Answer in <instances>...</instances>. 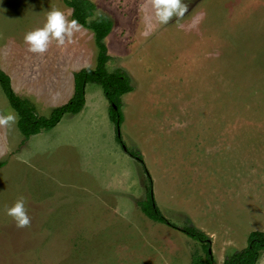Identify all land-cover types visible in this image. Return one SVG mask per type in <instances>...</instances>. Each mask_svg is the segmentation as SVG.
Wrapping results in <instances>:
<instances>
[{"label": "rangeland", "instance_id": "1", "mask_svg": "<svg viewBox=\"0 0 264 264\" xmlns=\"http://www.w3.org/2000/svg\"><path fill=\"white\" fill-rule=\"evenodd\" d=\"M90 1L112 22L106 68L132 86L120 96L122 141L140 152L163 215L211 235L221 264L250 231H264V0H184L185 15L167 24L155 20L150 0ZM60 4L70 10L62 0H0V68L11 85L18 59L41 55L23 34ZM84 32L95 57L93 32L82 26L71 43L53 40L45 52L84 45L88 54ZM14 83L41 96L32 80ZM85 98L82 114L26 139L16 122L0 127V264H190L199 242L140 211L143 168L110 136V117L102 121L100 86L87 84ZM52 107L34 106L38 116ZM9 111L16 114L0 88V115ZM105 194L118 205L105 208ZM20 196L24 228L5 214Z\"/></svg>", "mask_w": 264, "mask_h": 264}, {"label": "trees", "instance_id": "2", "mask_svg": "<svg viewBox=\"0 0 264 264\" xmlns=\"http://www.w3.org/2000/svg\"><path fill=\"white\" fill-rule=\"evenodd\" d=\"M71 10L70 19H76L78 23L94 33L97 47V59L95 68H81L73 73V94L68 101L54 107L48 116H38L32 102L17 95L11 85L10 76L0 68V88L3 91L8 104L17 114L16 125L26 139L39 133L43 129L54 127L66 113L76 114L80 112L85 103V87L88 83L99 85L109 105V117L115 127V137L122 150L130 157L137 160L145 173L146 192L145 198L137 202L140 211L149 219L163 223L167 226L179 229L182 233L199 242L201 252L192 254L190 264H216L214 256L209 249L211 240L208 234L187 222L182 226H176L163 215L157 206L152 193V179L145 167L139 151L124 145L118 126L123 121L120 110V96L132 90L129 78L121 70L106 68L110 59L105 44V38L112 28L111 20L104 14H94L95 6L90 0H62ZM264 249V231L253 230L248 233L246 246L226 256L221 264H256L261 251Z\"/></svg>", "mask_w": 264, "mask_h": 264}, {"label": "crops", "instance_id": "3", "mask_svg": "<svg viewBox=\"0 0 264 264\" xmlns=\"http://www.w3.org/2000/svg\"><path fill=\"white\" fill-rule=\"evenodd\" d=\"M62 5L63 4H60V6L62 7V8L60 7L62 9L61 11L63 13L67 11L68 12V19H69L70 14H71V10H68L64 5L63 6ZM86 29H88V28H86ZM84 33L86 35L89 34V39H87L88 45L86 46L89 48L88 54L85 51H83V54H81V52H80L81 48L85 49L84 45H82L83 47L76 45L73 48H59V47H57L55 49L53 48L50 52L41 53L39 61L37 63L33 62L32 58H30V61H27V62L25 60L23 62L22 60L18 59V65H17L16 73H13V71H12V88H13L14 92L17 95H19L20 97H24V98L29 99L32 102V104L37 105V103H39L40 105L43 104L44 106L47 104V105H50V107L53 106L52 109L54 107H57V106L65 103L66 101H68L73 94V73L80 70L81 68L93 69L96 66L97 52H96V56L94 57V52H93L94 50L92 49V46H90V44H89V42H91V34L88 32H84ZM93 39H94V33H93ZM95 46H96V44H95ZM96 50H97V47H96ZM16 77L18 78L20 84L22 85L21 88H25V87L27 88V86L29 85V81H31V80H32L31 86L39 85L41 96L35 94V92H29V94L25 93L23 91H21V93L18 92L14 87V84H15L14 78H16ZM30 77H32V78H30ZM101 91H102V89H101ZM102 94H103V92H102ZM87 104L88 103H87L86 98H85L84 107ZM108 107H109L108 103L103 102V109H102L103 118H102V121H105L106 126L108 125L107 121H108V117H109ZM83 110H84V108H82V110L80 112L81 114H82ZM109 121L111 122V120H109ZM16 122H17V120H16ZM111 123H112V126H110V124H109L110 132L114 128L113 122H111ZM43 130H46V129H43ZM110 136L112 138L115 137V135H111V134H110ZM113 140L115 141L116 139H113ZM115 142H117V141H115ZM118 157H121V154L119 152H118ZM123 172H126V169H123ZM96 178H98V175L95 177V179ZM129 186H131V184H129ZM106 194L104 195V199H103V201L105 202V206H104L105 208H107L108 206H109L108 208H110V207L118 205L117 201L112 203L113 198L115 199V196H113L111 194H108L109 196H107ZM124 196L127 197V199H128V197H130L129 193H128V195H126L125 192H124ZM210 201H212V199ZM106 204H108V206ZM229 238H231V237H229ZM210 239H211V237H210ZM260 255H261V253H260ZM258 260H259V258H258ZM258 260H257V262H258ZM257 262H256V264H257Z\"/></svg>", "mask_w": 264, "mask_h": 264}, {"label": "clouds", "instance_id": "4", "mask_svg": "<svg viewBox=\"0 0 264 264\" xmlns=\"http://www.w3.org/2000/svg\"><path fill=\"white\" fill-rule=\"evenodd\" d=\"M155 20L159 24H167L172 17L182 18L188 10L184 0H150ZM81 25L76 19H67L65 14L52 9L46 12L44 23L23 34V41L27 49L32 53H44L49 44L54 40L57 46L71 43L73 33L78 32ZM14 112H7L0 115V127L10 126L17 120ZM5 214L12 218L18 228L27 227L30 224V217L25 206V199L20 196L9 207L5 208Z\"/></svg>", "mask_w": 264, "mask_h": 264}, {"label": "water", "instance_id": "5", "mask_svg": "<svg viewBox=\"0 0 264 264\" xmlns=\"http://www.w3.org/2000/svg\"><path fill=\"white\" fill-rule=\"evenodd\" d=\"M117 133H119L118 129H117ZM209 252H211V249H209Z\"/></svg>", "mask_w": 264, "mask_h": 264}]
</instances>
